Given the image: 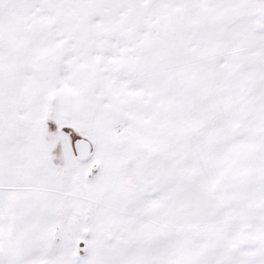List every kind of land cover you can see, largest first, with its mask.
Returning <instances> with one entry per match:
<instances>
[{
	"label": "snow or ice",
	"instance_id": "6c2138e0",
	"mask_svg": "<svg viewBox=\"0 0 264 264\" xmlns=\"http://www.w3.org/2000/svg\"><path fill=\"white\" fill-rule=\"evenodd\" d=\"M0 264H264V0H0Z\"/></svg>",
	"mask_w": 264,
	"mask_h": 264
}]
</instances>
